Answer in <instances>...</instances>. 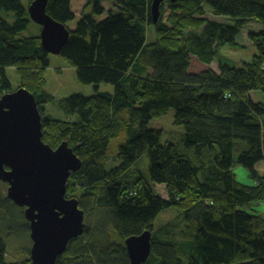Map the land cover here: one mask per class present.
Wrapping results in <instances>:
<instances>
[{
	"label": "trees",
	"instance_id": "trees-1",
	"mask_svg": "<svg viewBox=\"0 0 264 264\" xmlns=\"http://www.w3.org/2000/svg\"><path fill=\"white\" fill-rule=\"evenodd\" d=\"M151 5L152 0L49 1L47 14L70 32L59 56L76 69L81 84L96 89L92 97L57 100L46 90L50 55L40 35L22 36L32 22L28 7L22 0H0V98L12 93L6 69L13 68L18 89L37 99L44 142L53 149L67 142L82 161L68 180L67 198L78 199L86 218H95L94 228L86 224L57 264H130L125 240L145 231L152 232L146 264H264V213L247 211L264 203V104L250 98L254 91L264 93V30L249 35L256 49L250 63L210 69L221 49L238 46L248 19L264 25V0H166L156 25ZM11 13L13 23L7 19ZM208 13L235 24L210 20ZM149 27L156 34L152 44ZM194 59L207 69L192 72ZM101 84L114 92H100ZM50 103L77 121L46 115L43 105ZM170 110L185 129L180 145L162 144V131L149 128ZM119 139L121 163L108 171L111 145ZM210 152L217 153L215 159L203 161ZM238 165L253 186L238 182ZM158 185L165 186L167 198L158 195ZM172 207L185 223L180 238L154 237L156 219ZM24 211L0 187V264H32V246L22 262L6 258L5 235L31 238Z\"/></svg>",
	"mask_w": 264,
	"mask_h": 264
},
{
	"label": "water",
	"instance_id": "water-1",
	"mask_svg": "<svg viewBox=\"0 0 264 264\" xmlns=\"http://www.w3.org/2000/svg\"><path fill=\"white\" fill-rule=\"evenodd\" d=\"M49 1L34 0L28 13L41 27L44 51L59 56L70 32L47 14ZM164 1L152 0L155 24ZM43 137L42 115L32 93L20 88L0 98V183L8 186V199L25 210L33 242L32 264H57L69 243L85 233L86 215L79 200L67 198L68 180L81 170L82 161L67 142L53 149ZM125 245L130 264H146L152 253V232L130 237Z\"/></svg>",
	"mask_w": 264,
	"mask_h": 264
},
{
	"label": "rangeland",
	"instance_id": "rangeland-1",
	"mask_svg": "<svg viewBox=\"0 0 264 264\" xmlns=\"http://www.w3.org/2000/svg\"><path fill=\"white\" fill-rule=\"evenodd\" d=\"M22 4L25 7L30 6V0H22ZM206 10L211 11L210 7L206 5ZM6 17V14L5 16ZM210 20L216 21L218 23L224 25H234V22H231L227 18L223 17H215L212 13H208L206 15ZM10 23L14 22V15L11 13L7 17ZM244 30L237 36L236 42L238 46H225L220 52L216 55V61L210 65V69L218 70L219 63L227 64L234 68H241L245 63H250L256 54V49L253 43L249 40V35L251 33H258L264 30V25L261 24L257 19H248V22L245 25ZM201 32V31H199ZM41 33L40 26L31 22L28 29L22 33L23 37H37ZM147 43L152 44L156 42V34L153 27H149L147 29ZM50 68L46 73L47 86L46 90L53 95L57 100L66 99L73 95H83L85 97H92L96 94V89L94 85H83L78 81L76 69L71 67L62 57L57 55H50ZM207 69L206 66H203L201 63H198L196 59L193 60L192 72H201ZM6 75L10 79L12 84V92L18 90L20 85V79L16 74L15 69L7 68ZM100 92H108L113 93L114 87L109 84H101L99 85ZM250 98L255 102H260L264 104V93L260 91H256L250 94ZM45 109V114L51 116L56 120H71L77 121L76 116H68L56 103H50L47 105H43ZM175 120V112L174 110H170L169 113L161 118L154 119L149 123V128L158 129L162 131L161 143L165 144L168 142L180 145L184 139L185 129L183 126L177 125L174 122ZM123 143L122 140H116L111 145L112 155L110 156L106 169L108 171L118 167L120 165V161L116 158L117 148ZM217 153L210 152L203 161L209 162L210 159H215ZM238 157V154H236ZM144 163H147L146 157L140 160V169L144 170ZM234 172L237 176V180L240 184L246 186H253L255 182L249 178L248 171L246 168L238 165ZM0 187L5 190V194L7 195V185L4 183H0ZM157 193L162 198H167L166 188L165 186H156ZM247 211L250 213L261 212L264 213V203L256 204L247 208ZM26 221V220H24ZM24 221H20L18 223V227L25 223ZM181 216L179 210L172 207L169 208L158 216L154 224V237H172V238H180V231L183 230L185 223H181ZM179 223L181 224L179 228ZM86 224L89 227L94 228L95 218L90 216L86 218ZM16 231V230H15ZM14 231V232H15ZM5 235L6 245H7V261L8 262H22L27 257H29L28 250L32 246V240L16 238ZM23 236V235H22Z\"/></svg>",
	"mask_w": 264,
	"mask_h": 264
},
{
	"label": "bare ground",
	"instance_id": "bare-ground-1",
	"mask_svg": "<svg viewBox=\"0 0 264 264\" xmlns=\"http://www.w3.org/2000/svg\"><path fill=\"white\" fill-rule=\"evenodd\" d=\"M161 16V15H160ZM159 19H160V17H159ZM159 21V20H158ZM157 24V23H156ZM155 23H154V25H156ZM254 92H256V91H254ZM253 93V92H252ZM126 241V240H125Z\"/></svg>",
	"mask_w": 264,
	"mask_h": 264
},
{
	"label": "crops",
	"instance_id": "crops-1",
	"mask_svg": "<svg viewBox=\"0 0 264 264\" xmlns=\"http://www.w3.org/2000/svg\"><path fill=\"white\" fill-rule=\"evenodd\" d=\"M250 178V177H249Z\"/></svg>",
	"mask_w": 264,
	"mask_h": 264
}]
</instances>
